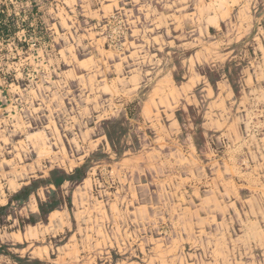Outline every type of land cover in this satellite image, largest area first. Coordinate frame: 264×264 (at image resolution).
I'll return each mask as SVG.
<instances>
[{"label": "rangeland", "instance_id": "1", "mask_svg": "<svg viewBox=\"0 0 264 264\" xmlns=\"http://www.w3.org/2000/svg\"><path fill=\"white\" fill-rule=\"evenodd\" d=\"M255 219L264 0H0V264H264Z\"/></svg>", "mask_w": 264, "mask_h": 264}, {"label": "crops", "instance_id": "2", "mask_svg": "<svg viewBox=\"0 0 264 264\" xmlns=\"http://www.w3.org/2000/svg\"><path fill=\"white\" fill-rule=\"evenodd\" d=\"M249 209H250V211H255V213L258 212V210L256 209V206H250ZM256 220L257 219H255V221H252L249 225L251 226V230L252 229L255 230L253 233L257 238V241L255 242V246L261 248L264 246V239L261 237V235L259 233V222H257ZM251 224L254 225V227H252ZM249 230H250V228H249Z\"/></svg>", "mask_w": 264, "mask_h": 264}, {"label": "trees", "instance_id": "3", "mask_svg": "<svg viewBox=\"0 0 264 264\" xmlns=\"http://www.w3.org/2000/svg\"><path fill=\"white\" fill-rule=\"evenodd\" d=\"M3 30H5V28H3ZM75 173H76V171H75ZM70 179H72V176L62 175V176H60L59 179H53V180H51V182H52V184H54L55 186H60L62 182L67 181V180H70ZM55 180H57V181H55ZM42 207H43V206L41 205L40 210H42ZM49 211H50V210H49ZM41 212H42V211H41Z\"/></svg>", "mask_w": 264, "mask_h": 264}]
</instances>
